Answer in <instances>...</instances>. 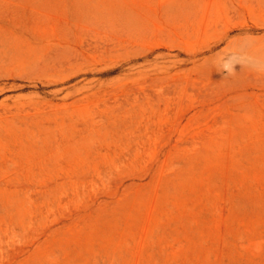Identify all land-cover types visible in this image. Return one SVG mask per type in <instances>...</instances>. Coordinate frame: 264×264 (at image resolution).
Wrapping results in <instances>:
<instances>
[{"label": "rangeland", "instance_id": "1", "mask_svg": "<svg viewBox=\"0 0 264 264\" xmlns=\"http://www.w3.org/2000/svg\"><path fill=\"white\" fill-rule=\"evenodd\" d=\"M0 264H264V0H0Z\"/></svg>", "mask_w": 264, "mask_h": 264}]
</instances>
